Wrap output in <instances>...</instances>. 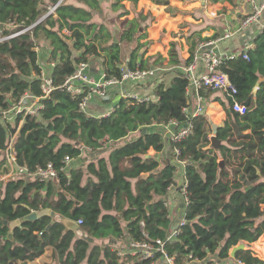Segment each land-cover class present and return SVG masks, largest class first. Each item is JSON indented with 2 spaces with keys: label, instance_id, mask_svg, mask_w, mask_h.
<instances>
[{
  "label": "trees",
  "instance_id": "trees-1",
  "mask_svg": "<svg viewBox=\"0 0 264 264\" xmlns=\"http://www.w3.org/2000/svg\"><path fill=\"white\" fill-rule=\"evenodd\" d=\"M75 1L79 4L63 0L54 13L47 15L59 0H0V38L24 30L0 40V113L10 111L25 93L42 95L41 74L45 70L39 54L42 42L49 44L47 62L54 64L50 75L56 86L42 101L44 107L38 114L25 118L19 114L16 125L0 122V158L16 134L11 152L18 166L34 172L52 164L58 171V181L41 182L20 174L0 182V217L9 223L21 220L14 228L0 222V264H28L49 248L58 264H155L163 259L160 252L146 259L130 254L122 258L118 250L95 244L94 239H126L128 235L132 241L152 244L165 239L171 225L166 200L162 197L154 200L146 193L154 189L158 196L166 195L174 183L178 164L166 165L156 174L155 181L144 187L143 203L138 205L145 218L138 213L126 231L120 216L113 213L115 201L119 202L121 195L116 192L120 190L117 185L112 187L118 177L99 182L88 179L83 184L84 171L65 169L66 157L74 159L81 155L74 143L95 150L104 142L122 140L146 126L167 125L173 119L185 121L183 108L188 105L189 79L180 70L169 85L162 82L157 86L156 99L139 102L122 97L108 116H92L81 110L83 95L73 97L61 86L82 63L99 58L106 76L119 78L122 44L126 43L133 46L128 61L131 68L139 66L146 70L151 64L138 56L135 43L141 21L147 16L139 13L125 26V21L122 22L116 39L105 21L94 20L95 14L103 13L101 0ZM123 1L139 0H114L113 10H125ZM152 1L169 4V0ZM43 16L46 17L40 21ZM101 39L105 42L98 45ZM175 48L173 44L170 65L181 62ZM246 52L249 60L240 57L226 61L221 67L237 86L238 100L249 109L245 115L228 113L229 121L217 131L219 139L228 143L219 148L225 165L220 167L217 154L212 153L215 149L205 148L211 141L205 116L194 118L191 136L172 144L180 150L178 159L188 162L187 223L165 245L169 256H175L181 264L204 261L210 256H216L222 264L228 260L232 264H264V259L247 246L238 250L235 257L230 255L238 244L254 243L264 235V79L260 80L264 77V31L255 47ZM258 83L260 87L255 94ZM163 147L161 134L143 133L113 152L112 158L118 159L113 162L114 169L118 171L117 162L126 156L144 154L150 148L161 151ZM3 165L5 172L8 169L5 157L0 159V169ZM100 175L104 177L103 173ZM44 208L70 220H82L79 229L84 236H78L77 230L67 228L51 215L27 219L33 211ZM10 232L13 240L8 238Z\"/></svg>",
  "mask_w": 264,
  "mask_h": 264
},
{
  "label": "crops",
  "instance_id": "crops-1",
  "mask_svg": "<svg viewBox=\"0 0 264 264\" xmlns=\"http://www.w3.org/2000/svg\"><path fill=\"white\" fill-rule=\"evenodd\" d=\"M70 2L79 4L75 0H70ZM105 2L106 3H102L104 13H102L100 17H98L99 14H95L94 20L104 22V18H109L111 21L109 22L107 20L106 24L116 39L119 38L118 35L121 33L122 26H125L126 23L130 21V19L126 21L127 19L122 18L130 14L133 16L131 19L133 20L136 15L140 13L148 18L144 17L142 19L141 30L139 32L140 35L135 43H138L141 38H151L154 40L150 43L155 44V46L161 45L160 48L164 49L166 47L167 49L170 43L173 44L172 40L176 38V41H178L176 42L177 47L179 46V49L182 50V54L179 55V59L181 60L179 65L169 64L168 69H166L164 67L152 66V63L149 61L151 64L150 68L155 70L153 75L147 76L138 84L126 82L124 85L113 86L109 89L108 94L105 97L92 96L89 100L86 111L92 116H102L105 112L111 111L126 92L135 93L140 97L156 99L157 96L155 91L157 86L162 82L169 85L178 71H183L184 66L187 65L189 60H192V54L198 47L200 41L229 34V37L223 39L218 44L221 52H246L255 47L257 38L263 32L264 27L263 15L258 22H254L239 31L238 28L240 23L249 11L248 6L242 0H235L234 3L230 0H169V4L166 5L156 4L152 0H139L137 3L123 1L125 10L122 9L118 11L113 10L112 8L114 0H105ZM151 14L154 17L155 22L154 20L152 21ZM122 22H124L123 25ZM111 26L120 27L119 34H116V31L118 30H115V27ZM64 32H67V30L64 29ZM99 41H103L101 43L103 44L105 39ZM40 45L44 49L42 51L44 56H41L39 52L40 60L42 61L46 72L50 74L52 71V65L47 62L49 56L48 52L50 51L49 44L42 42ZM122 46V65H128L133 46L126 43L122 44ZM129 48H131L130 51ZM145 53L146 51L138 56L145 59ZM126 55L128 56L127 58H125ZM169 60L170 58H167L164 61L167 63ZM89 65L90 72L97 77L102 76L105 73L101 59L92 58ZM165 70L171 71L167 74L169 75L168 79L163 77V74L160 72ZM204 71L205 65L199 64L196 74L200 75ZM262 79H264V77L260 78V80ZM259 87L260 83H258L254 89L255 94ZM202 98V101L199 102L197 92L191 90L190 94L187 95V107H189L191 111H194L199 103L202 105L203 112L201 116L207 118L206 129L209 133L208 137L211 140V137L214 134L217 135L218 129L224 127L227 121H229L228 113L233 112L230 107L229 98H227L226 94L222 91L203 92ZM149 132H157L162 135L164 140L163 150L157 151L154 148H150L147 153L139 154L134 157L126 156L123 161L117 162L119 164L117 165L118 171H116L113 162L115 163L118 159L112 158L113 152L126 142L131 141L132 139L130 137L133 134L138 133L137 137H139L141 134ZM223 142L224 145H228L227 141ZM205 148L209 149L210 147L207 146ZM212 153L217 154L218 158H222L219 150L215 149ZM85 154L87 155L85 156ZM168 164H178L174 148L170 141L169 128L167 125L153 124L131 133L128 137L122 140L116 142H104L101 147L95 150H84L78 158L72 159L65 169L72 167L82 169L84 171L83 184H85L88 179L99 182L101 180H108L110 177L116 178L115 176L118 177L120 175L112 185L113 188L117 185L116 188L120 189L121 193L119 198L120 201H115L113 213L120 216L125 230L128 231L131 228V223L137 219L138 215L136 210H134L136 208L134 205L143 203L141 202V197L144 193V187L150 182L153 183L156 179V174L160 173ZM100 167L102 171L99 170ZM184 169V166L178 164L174 183L169 188L166 195L158 196L154 189H149L146 193L149 195V198H154V200L160 199L161 197L166 200L171 219L169 233L185 217L186 207L181 191V186L184 181ZM101 173L104 174V177H101ZM113 173L115 175H113ZM138 226H140V222ZM79 228L77 230H79ZM124 239L107 237L94 239V242L99 245H110L113 249L123 252L124 256L122 255V258L126 257L127 254L136 256L130 247L132 240L128 235L126 236V239ZM49 251H52V248L47 249L41 257L28 262V264H45L41 261H45L44 259ZM51 260L53 261L52 254ZM155 264H166V262L161 258L157 260Z\"/></svg>",
  "mask_w": 264,
  "mask_h": 264
},
{
  "label": "built area",
  "instance_id": "built-area-1",
  "mask_svg": "<svg viewBox=\"0 0 264 264\" xmlns=\"http://www.w3.org/2000/svg\"><path fill=\"white\" fill-rule=\"evenodd\" d=\"M63 0L51 6L49 8L48 15L54 13L58 5L61 4ZM249 8L248 13L242 19L239 31L243 28L248 27L254 22H258L264 15V0H242ZM24 31V30H23ZM21 32L12 34L7 37L0 38L6 39L9 37L16 36ZM264 31V27H263ZM229 37V34L224 36H217L207 40H202L199 42L198 47L192 54V60L189 64L184 66L183 72L185 76L189 79V86L187 87V95L190 94L191 90H195L199 96V102L202 101V93L207 91H222L226 94L230 101V107L233 112H238L241 115L248 113V106L240 102L237 98L238 88L229 78V75L222 71V65L228 60H236L240 57L249 60V54L247 52H236V53H226L221 52L219 48V43ZM199 64L205 65V71L200 75L196 74L197 67ZM54 65V64H52ZM155 73L153 68L141 69L139 66L135 69L131 68L129 65H121V77H108L104 73L102 76L97 77L90 72L89 63H82L78 66L76 72L69 76L65 83L61 86L67 92H69L73 97L83 95L80 101V109L87 111L89 100L92 96L105 97L111 87L116 85H124L126 82L138 84L147 76H151ZM56 89L52 76L45 70L41 74V96H35L31 93H25V95L20 99V101L10 110L0 113V122H5L9 115L16 113V118L19 114H24V118L27 115H36L39 110L44 107L42 101L50 96L52 92ZM122 97H129L135 99L136 101H144L150 99V97H140L135 93L126 92ZM117 105L108 112H105L102 116L110 115ZM185 121H179L173 119L167 124L169 128V135L171 144H177L187 137L191 136L194 132L195 124L194 118L201 116L203 112V107L199 103L194 111H191L189 107L183 108ZM24 120V119H23ZM23 120H21L23 124ZM20 122V123H21ZM16 134H13L8 143V147L5 150V155L9 164L13 168V171L19 172L22 175L33 178L34 180H39L41 182H47L49 180L58 181V171L52 164H48L47 167H42L36 169L34 172H29L27 167L18 166L16 163V157L11 152L12 146L15 140ZM74 147L78 148L81 153L89 149L81 144L74 143ZM174 152L176 155V160L179 165L186 167L188 164L187 160H179L178 155H180V150L174 147ZM72 159L66 157L67 165ZM67 167V166H66ZM188 181L186 179V172L184 169V181L181 186L182 195L185 201V207L189 204L188 199ZM78 224H82V220L77 221ZM187 223L185 217L180 221V223L167 235L165 239H157L154 243L132 241L130 244L131 250H133L134 255L140 256L141 258H151L156 252H160L166 264H181L177 262L175 256H169L166 250V242L174 240L179 232L180 227ZM120 256L123 252H118Z\"/></svg>",
  "mask_w": 264,
  "mask_h": 264
},
{
  "label": "rangeland",
  "instance_id": "rangeland-1",
  "mask_svg": "<svg viewBox=\"0 0 264 264\" xmlns=\"http://www.w3.org/2000/svg\"><path fill=\"white\" fill-rule=\"evenodd\" d=\"M101 3H106L105 2V0H101ZM106 11V10H105ZM104 13V12H103ZM101 16V14L100 15H98V17H100ZM131 15L129 14V15H126V16H124L122 19H127L126 21H128V19H132L133 18V16H131ZM111 17V16H110ZM151 18H152V21L154 20V17L152 16V14H151ZM111 21L109 18H104L103 19V21ZM154 22H155V20H154ZM111 27H115V30H118V31H116V34H119V31H120V27H117V26H111ZM150 40V41H149ZM154 39H151V38H147V39H145V38H141V40L138 42V54H142L144 51H146V55L144 56V58H145V60H148V61H150L151 63H152V66H158V67H164V68H166V69H168V65H169V63H170V60L166 63V61H164L165 59H167V58H171L170 57V51H171V49H172V46H173V44L175 43L176 44V50H177V52H178V54L179 55H181L182 54V50L181 49H179V46L177 47V43L176 42H178V41H176V38L174 39V40H172V43L173 44H169V47L166 49V47L164 48V49H162V48H160L161 47V45H158V46H155V44H153V43H150L151 41H153ZM103 41H98L97 42V44H101ZM149 43H150V45H149ZM164 43V42H163ZM149 45V46H148ZM153 45V46H152ZM41 49V50H40ZM185 49V48H184ZM183 49V50H184ZM44 49L42 48V47H40L39 48V52H40V54H41V56H44V53L42 52ZM131 50V48H129V51ZM128 56L126 55V57L125 58H127ZM46 71V70H45ZM162 74H163V77H165L166 79H168L169 78V75H167V74H169L171 71H160ZM5 122H10V124H12V125H16V113H12V114H10L9 115V118L5 121ZM22 126V122L19 124V127H18V129L20 130V127ZM18 131V130H17ZM137 135H138V133H136V134H133L130 138L131 139H134V138H137ZM212 144H211V141H210V143H209V147L211 148L212 146H211ZM213 148V147H212ZM87 154H85V156H86ZM6 158V166L8 167V169H7V171H2L3 169H4V166L5 165H3L2 167H1V169H0V182L2 181V180H4V179H7V178H13V177H19L20 176V173L19 172H16V171H13V168L11 167V165L9 164V161L7 160V156L4 154V156H3V154H2V156H1V160H2V158ZM218 160L220 161V160H223L222 158H218ZM86 167V166H85ZM87 167H89V166H87ZM69 169V168H68ZM100 171H102V169H101V167H100V169H99ZM113 175H115L114 173H113ZM21 176H22V174H21ZM120 176V175H119ZM118 176V177H119ZM31 178V177H30ZM108 187V186H107ZM106 188V187H105ZM116 192H119L120 193V190H117ZM134 206H136V208L134 209V210H136V213H141L142 214V216H143V218H145V214L142 212V210H141V205H140V207H139V205L138 204H135ZM138 207H139V209H138ZM138 209V210H137ZM53 217H55L56 219H59L60 221L62 220V217L61 216H59V215H56L55 214V216H53ZM141 226V228H142V225H140ZM77 234H78V236H84V233L82 232V231H80V229L79 230H77ZM246 246H247V248H250L252 251H253V253L255 254V255H257L258 257H260V258H262V259H264V235L260 238V239H258V241H256V242H254V243H251V244H246ZM125 249V248H124ZM127 249V248H126ZM124 251V250H123ZM51 254H52V251H49L48 252V255H46V257H45V261H41V262H44L45 264H58L57 262H53L52 260H51ZM124 256V255H123ZM214 260V261H213ZM232 260H228V261H224V263L223 264H232ZM192 264H222V263H220L219 262V260L217 259V257L216 256H210L209 258H207L206 260H204V261H200V262H195V263H192Z\"/></svg>",
  "mask_w": 264,
  "mask_h": 264
},
{
  "label": "water",
  "instance_id": "water-1",
  "mask_svg": "<svg viewBox=\"0 0 264 264\" xmlns=\"http://www.w3.org/2000/svg\"><path fill=\"white\" fill-rule=\"evenodd\" d=\"M46 16H43L40 21H42ZM211 144H212L213 148H215L216 150H219L220 146L224 145V142H223V140L219 139L216 134H214L211 137ZM219 163H220V167H223L225 165L224 160H220ZM43 215L55 216V212H53L50 208H44V209H41L40 211H33L31 214H29L27 216V219L28 220H36V219L40 218ZM61 221L67 226V228H69L71 230H77L79 228V226H80L77 221L70 220L68 218L62 217ZM0 222H2L4 225H9L10 224L11 228H14V227L18 226L21 223V220H16V221H14L12 223H9L8 220H4V219H2L0 217ZM8 238L13 240V233L12 232L9 233ZM245 248H246L245 243L238 244L237 246H235L231 250V252H230L231 257H235V254H236V252L238 250L245 249Z\"/></svg>",
  "mask_w": 264,
  "mask_h": 264
}]
</instances>
